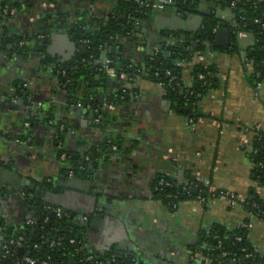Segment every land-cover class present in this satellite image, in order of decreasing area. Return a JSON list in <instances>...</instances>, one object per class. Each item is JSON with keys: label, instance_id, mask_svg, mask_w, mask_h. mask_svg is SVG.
Masks as SVG:
<instances>
[{"label": "crops", "instance_id": "1", "mask_svg": "<svg viewBox=\"0 0 264 264\" xmlns=\"http://www.w3.org/2000/svg\"><path fill=\"white\" fill-rule=\"evenodd\" d=\"M129 1L0 0V221L17 227L33 214L34 200L60 203L81 218L88 249L99 256L130 253L138 264H209L193 253L202 232L252 225L249 240L264 254V219L246 207L254 195L264 204L249 142L251 131H264V90L253 85L247 64L256 45L252 32L241 44L233 35L228 49L213 44L215 49L200 55L213 66L217 82L199 98L193 116L147 76L130 79L113 68L103 80L104 51L97 62L100 83L91 93L108 114L105 127L95 125L89 108L71 109L61 74L82 53L71 31L102 30ZM152 10L126 39L127 56L143 67L170 41L192 39L211 16L221 19L216 28L229 30L235 19L214 0H195L187 13L171 5ZM182 81L192 87L191 67L184 68ZM122 89L128 91L123 100ZM85 91L83 86L74 95L83 98ZM58 124L68 125L64 144L57 139ZM105 141L121 144L89 177L66 175L62 151L83 155ZM161 176L179 183L189 177L209 181L214 192L232 193L239 204L189 199L171 209L155 194Z\"/></svg>", "mask_w": 264, "mask_h": 264}, {"label": "trees", "instance_id": "2", "mask_svg": "<svg viewBox=\"0 0 264 264\" xmlns=\"http://www.w3.org/2000/svg\"><path fill=\"white\" fill-rule=\"evenodd\" d=\"M157 1L160 2L161 0H141L140 3L130 0L117 9L108 26L102 30L94 32L89 31L86 27L78 26L71 31L77 47L87 46V52L86 54L80 52L74 63L65 66V75L61 74L62 86L69 93L70 103H80L85 108L90 106L92 112L98 110V114L93 115V121L100 128L105 127L108 114L102 110L101 103L97 101L91 90L100 83L97 75H99L98 72L101 67L97 62L101 59L105 49H108L107 58L116 71L125 73L131 77L130 79H133L137 76V70H141V75L162 84L169 91L171 99L176 101L178 108L187 113L188 117L193 116L199 98L208 89L214 88L216 85L217 80L214 77L213 66L196 61L198 56L215 49L213 46L214 30L218 22L214 15L205 20L204 27L192 39L170 43L156 56L148 59L144 67L136 64L130 56H127L128 41L126 42V39H130L137 31L129 16L135 17L138 22L148 19L153 10L143 9L142 6L146 3L154 4ZM173 1L175 4L171 6H175L179 12L187 13L195 0ZM214 1L220 8H229L235 0ZM248 1L249 3L243 2V4L238 5L239 9H244L245 12H239V10L235 12L243 31L252 32L256 37V45L247 58V64H254L250 79L256 87L259 82L264 84V0ZM39 43L44 46L43 41H39ZM47 61L54 63L53 60L47 59ZM52 66H55V70H57L56 65L52 64ZM186 67L192 68L193 85L190 88L185 86L182 81V72ZM167 71L171 73V76L177 78L175 83L172 82L171 85H169L171 77L167 75ZM100 72H102L104 80L106 72L104 69ZM157 73L158 76H155ZM176 83L179 85L176 86ZM83 86L86 90L85 96L81 98L74 95V92ZM20 94L22 95L23 92ZM26 95L27 93L22 97H26ZM98 116H100V120L96 123L95 120ZM60 126L61 124H58V128ZM67 130L68 125H65V130L59 132L57 138L59 143L64 144ZM250 133L249 142L251 149L254 150L250 154L255 166L254 175L257 182L264 185V131L254 130ZM120 144V141L98 143L83 155H72L65 151L68 155L65 163L69 166L66 169V175L69 176L70 173H73V177H89L93 168L105 159L110 149L113 146H120ZM161 179L170 181L173 184L172 187H158V182ZM155 187V194L171 209H174L181 201L197 199L199 196L209 200L213 195L210 192V187L206 186L204 182L191 177L179 183L170 177L161 176L157 179ZM186 189L190 193H187ZM214 195L218 196L217 193ZM252 201L258 203L259 210H255L251 204H247L246 207L252 215L264 219L262 215L264 204L255 195ZM47 205L55 206L51 203H45L41 199L32 202V207L36 209L32 217L38 219V223L34 226L28 225L27 219L17 227L8 226L0 221V247L10 240L18 241L21 237L24 239L22 248L13 246L11 254L7 258L2 259L0 257V264H27L23 261L26 256L40 259L50 257L52 262H64L66 264H69L71 260L77 264H93V262L87 261L90 255L104 261V264H138L137 258L133 254L129 255V253L114 251L105 256L96 255L85 245V227L74 220L75 216L59 218L44 209V206ZM46 217H48L47 222H45ZM72 239L75 240L74 244H71L70 240ZM59 240L62 244L61 247L55 245L52 248L51 242H58ZM193 253H201L202 259L208 261L209 264H264V254L253 248L247 227L227 232L222 227L214 226L199 235Z\"/></svg>", "mask_w": 264, "mask_h": 264}, {"label": "built area", "instance_id": "3", "mask_svg": "<svg viewBox=\"0 0 264 264\" xmlns=\"http://www.w3.org/2000/svg\"><path fill=\"white\" fill-rule=\"evenodd\" d=\"M136 3H140L141 2V0H134ZM243 2H247V3H249V1L248 0H235V1H233L232 3H231V5H230V9L234 12V14H235V19H234V21L231 23V27H232V29H231V31L233 32V35L235 36V38H241L244 34H246V33H250V32H247V31H243V29H242V27H241V25H240V23H239V21H238V19H237V13L235 12V11H237V10H239V12H245V10L244 9H239L240 7L238 6L239 4H243ZM175 3H174V1L173 0H161L160 2L159 1H157V2H155L154 4H150V3H146V4H144V6H142V8L143 9H162V8H164L165 7V5H174ZM173 7H175V6H173ZM182 12V11H181ZM184 13V12H183ZM129 19L132 21V24H133V26H135V27H137L139 24H140V21L138 22L137 20H136V18L135 17H132V16H129ZM242 20H244L243 18H242ZM264 27V26H263ZM218 28V27H217ZM216 28V29H217ZM216 29L214 30V34H215V32H216ZM253 34V33H252ZM254 35V34H253ZM255 36V35H254ZM255 40H256V37H255ZM86 43V42H85ZM196 61L197 62H203V58H202V56H198L197 58H196ZM110 64H111V61L110 60H107V65H105L104 66V69H105V71H107V72H113V70H112V68L110 67ZM182 66H185V64H182ZM187 66V65H186ZM248 66H249V68L250 69H252L253 67H254V64H252V63H249L248 64ZM137 76L138 75H141V70H137ZM167 75L168 76H170L171 78H170V80H169V85H171L172 84V82L173 83H175V81L177 80V78L175 77V76H171V73L169 72V71H167ZM155 76H158V73L155 75ZM201 78H203V77H201ZM134 79V78H133ZM162 85V84H161ZM176 86L177 85H179V83H176L175 84ZM257 88L258 89H262L263 90V88H264V84L262 83V82H259V83H257ZM126 93H127V90H125V89H122L121 90V99L123 100V99H125V95H126ZM79 106H81V104L80 103H77ZM88 108L90 109L91 107L90 106H88ZM93 114H98V110H95L94 112H93ZM101 116V115H100ZM100 116H98L97 117V119L95 120V122L97 123V122H99V120H100ZM59 130H60V132H63L64 130H65V125H61L60 127H59ZM247 134H248V131H246V136H247ZM244 142L245 143H247L248 142V139L247 138H245L244 139ZM59 149L60 150H62L63 149V146H62V144H60L59 145ZM113 149L114 150H116L117 149V147H113ZM252 151H254V150H252ZM68 159V155H67V153L65 152V151H62L61 152V160L63 161V162H65L66 160ZM69 176L70 177H73V173H70L69 174ZM172 183L170 182V181H166L165 179H161L159 182H158V187H172ZM205 185L206 186H208V187H210V192L211 193H213V195L209 198V200H206L205 198H203V197H201V196H199L197 199L198 200H200V201H202L203 203H208V202H210V201H213V200H215V199H229L230 200V202H231V204L232 205H238L239 204V200L237 199V197L234 195V194H232V193H226V192H224V191H220V192H214L212 189H211V186H210V182L209 181H206L205 182ZM185 190V189H184ZM186 191H187V193H190V191L188 190V189H186ZM218 194V196H215L214 194ZM251 205H252V207L255 209V210H259V208H260V206L258 205V203H256V202H253V203H251ZM44 209L46 210V211H49L50 213H53V214H55L57 217H59V218H72V215H74L73 213H71V212H69V211H67L66 209H64V208H62V207H59V206H49V205H47V206H44ZM32 212H33V214H35V212H36V209L34 208V207H32ZM262 215L264 216V211L262 212ZM75 217V219L74 220H76V222H78V223H82V221H81V218L79 217V216H77V215H74ZM82 220L86 223V222H88L89 221V218L88 217H86V216H84V217H82ZM48 221V217H46L45 218V222H47ZM38 223V219L36 218V217H32V215L27 219V224L28 225H32V226H34V225H36ZM252 225H247V226H245V227H247V228H250ZM23 238L21 237V238H19V240L18 241H15V240H10L7 244H5V245H3V246H1L0 247V257L2 258V259H5V258H7L10 254H11V248L13 247V246H15V247H17V248H22V243H23ZM71 241V244H74L75 243V240L74 239H72V240H70ZM51 247L52 248H54L55 247V245H57L58 247H61V241L59 240L58 242H51ZM85 245H86V243H85ZM20 250H22V249H20ZM129 255H130V253H129ZM224 256H226V254H224ZM196 257L197 258H199V259H202V255H201V253H197L196 254ZM23 261L25 262V263H27V264H66V263H64V262H52L51 261V258L50 257H47L46 259H40V258H33V257H31V256H26V257H24V259H23ZM72 261H74V260H71L70 262H69V264H71V262ZM87 261H91V262H93V264H104V261H102V260H99V259H97L95 256H93V255H90V256H88V258H87ZM77 264V263H76Z\"/></svg>", "mask_w": 264, "mask_h": 264}, {"label": "water", "instance_id": "4", "mask_svg": "<svg viewBox=\"0 0 264 264\" xmlns=\"http://www.w3.org/2000/svg\"><path fill=\"white\" fill-rule=\"evenodd\" d=\"M229 11L231 12V14L233 15V17L235 16L234 12L229 8ZM186 14H183L181 15V17H184ZM215 20L219 23L221 22V19H219L218 17L215 18ZM223 22V21H222ZM225 22V21H224ZM226 23V22H225ZM229 23V22H228ZM251 24H253L252 21H250ZM250 38L252 39V42H253V45H255V36L252 35V34H249ZM232 38H233V32L225 27H218L216 29V32H215V36H214V41H213V44L214 46L216 47H219V48H223V49H228L231 45V42H232ZM237 39V38H236ZM181 41L184 42L186 41V36L185 35H182L181 36ZM170 43H175V41H170ZM237 43L238 44H241L240 42V39L238 38L237 39ZM81 50H82V53L83 54H86L87 52V46H82L81 47ZM21 50H19L18 52H20ZM104 54L107 56L108 54V49H105L104 50ZM246 53H243V56H245ZM107 58V57H106ZM110 66H112V64H110ZM74 103L72 104L71 103V109H74ZM41 107V106H40ZM37 108V107H36ZM41 109V108H40ZM197 192V190H196ZM43 196V198H45V194L44 192L42 193L41 197ZM55 206H59L61 207V204L60 203H57V204H54ZM65 209V208H64ZM71 264H76L74 261L71 262Z\"/></svg>", "mask_w": 264, "mask_h": 264}, {"label": "rangeland", "instance_id": "5", "mask_svg": "<svg viewBox=\"0 0 264 264\" xmlns=\"http://www.w3.org/2000/svg\"><path fill=\"white\" fill-rule=\"evenodd\" d=\"M108 60V59H107ZM107 60H106V64L105 65H107ZM100 61V60H99ZM111 68L113 69V67L111 66Z\"/></svg>", "mask_w": 264, "mask_h": 264}]
</instances>
